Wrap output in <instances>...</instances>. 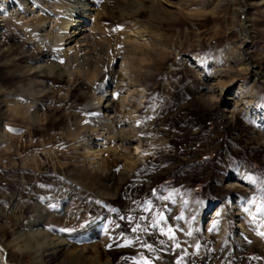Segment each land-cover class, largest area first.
I'll use <instances>...</instances> for the list:
<instances>
[{"label":"rangeland","instance_id":"374dc122","mask_svg":"<svg viewBox=\"0 0 264 264\" xmlns=\"http://www.w3.org/2000/svg\"><path fill=\"white\" fill-rule=\"evenodd\" d=\"M89 1L81 72L36 37L56 0L0 22V264H264V0ZM102 88L129 152L72 146Z\"/></svg>","mask_w":264,"mask_h":264},{"label":"bare ground","instance_id":"6f19581e","mask_svg":"<svg viewBox=\"0 0 264 264\" xmlns=\"http://www.w3.org/2000/svg\"><path fill=\"white\" fill-rule=\"evenodd\" d=\"M56 1L57 3L54 9V14L48 17L43 16V18L34 23V25L37 26L36 31L38 32L36 33V37L38 40H40L42 46H47L49 50L55 51L61 57V59L67 63V65L71 66L72 64V68L75 69L79 64V60H82L83 67H79L80 69H78L79 72H81L85 70L87 66L90 65V63L93 65L90 55L93 51V48L99 45L98 40L95 37L96 27L93 25H85L87 20L92 18L91 11L94 9L92 4L90 5L89 0ZM9 2L10 0H0V22H2L4 13H7L6 7L8 6ZM157 3V0H150V7L155 9ZM168 3L170 5H175L174 0H170ZM25 13L30 16L29 20H34L38 17H41V15L37 16V14L34 12ZM17 16H15V18H17ZM243 44L244 43H242L240 47H243ZM244 66L245 67L242 69V71L250 73L252 72L254 76L258 77L252 62H248ZM45 69H47L45 72L52 74L51 72L53 71L54 66L43 67L30 65L27 72L31 74L43 73V70ZM208 76H206L207 80L209 79V81H212L210 88H222V90L226 88V85H219L218 77ZM108 99L109 92L103 88L99 90L98 95H94L92 97L91 101L88 103V107L94 108L95 113L91 115L87 126L81 127V136L78 141L73 142L72 146H77V144L81 146L86 145L87 150L94 153V145H99L98 147L103 145L104 147V143L107 140H112L115 142L112 148H118V150L120 148L125 152H129V145L135 137L133 134L128 133L131 130H125L121 127L117 128L118 123L115 121L114 114L110 113L108 106L105 105L107 102H109ZM100 142H103V144H100ZM135 145V149H137V144ZM98 149H96V152ZM119 157H121V155ZM126 158L131 160V158L128 156ZM132 161L136 162L137 159L134 158L131 160V162ZM20 239L21 238L17 239V244H14V250L18 255L24 253V250H20L18 246ZM40 245L38 247L31 248L28 252H25L33 255L32 264H50L44 260V251L46 250L47 252H50L51 255L57 257L63 250L64 243L48 241L43 245ZM4 252H6L5 249L0 246V260H2V254ZM54 263L55 262L53 261L52 264Z\"/></svg>","mask_w":264,"mask_h":264},{"label":"snow or ice","instance_id":"6c2138e0","mask_svg":"<svg viewBox=\"0 0 264 264\" xmlns=\"http://www.w3.org/2000/svg\"><path fill=\"white\" fill-rule=\"evenodd\" d=\"M163 217H161V219H162ZM134 231H135V229H133Z\"/></svg>","mask_w":264,"mask_h":264}]
</instances>
